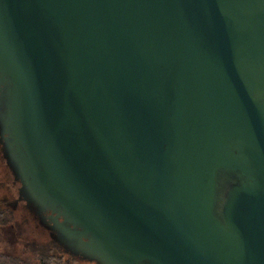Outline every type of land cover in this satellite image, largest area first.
Listing matches in <instances>:
<instances>
[{"label": "water", "instance_id": "95a60500", "mask_svg": "<svg viewBox=\"0 0 264 264\" xmlns=\"http://www.w3.org/2000/svg\"><path fill=\"white\" fill-rule=\"evenodd\" d=\"M0 151L81 260L264 264V0H0Z\"/></svg>", "mask_w": 264, "mask_h": 264}, {"label": "trees", "instance_id": "16d2710c", "mask_svg": "<svg viewBox=\"0 0 264 264\" xmlns=\"http://www.w3.org/2000/svg\"><path fill=\"white\" fill-rule=\"evenodd\" d=\"M2 167L0 264H76L81 260L65 252L51 240L48 230L39 223L33 209L23 202H19L16 208L11 207L9 203L16 198L17 184L13 183L12 175L4 160ZM19 245L21 250L17 249Z\"/></svg>", "mask_w": 264, "mask_h": 264}, {"label": "rangeland", "instance_id": "374dc122", "mask_svg": "<svg viewBox=\"0 0 264 264\" xmlns=\"http://www.w3.org/2000/svg\"><path fill=\"white\" fill-rule=\"evenodd\" d=\"M0 155H1V153H0ZM2 165H3V159L2 158H0V178H1V175H2ZM16 199V198H15ZM12 201V200H11ZM12 202H15V200H13ZM20 201H16L15 203H14V206H11L12 208H16V206H18V203H19ZM2 246L0 245V248H1ZM17 249L18 250H21V246L19 245L18 247H17ZM76 264H95L94 262H89V261H81V260H79V261H77L76 262Z\"/></svg>", "mask_w": 264, "mask_h": 264}, {"label": "flooded vegetation", "instance_id": "af4514ba", "mask_svg": "<svg viewBox=\"0 0 264 264\" xmlns=\"http://www.w3.org/2000/svg\"><path fill=\"white\" fill-rule=\"evenodd\" d=\"M0 153H1V151H0ZM1 156H2V155H1ZM13 183H14V184H17V183H16V182H14V181H13ZM20 202H22V201H20ZM9 204H10L11 206H13V205H14V203H13V202H10Z\"/></svg>", "mask_w": 264, "mask_h": 264}]
</instances>
